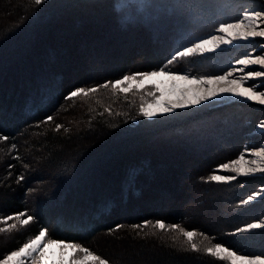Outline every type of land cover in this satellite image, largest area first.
<instances>
[{
  "label": "trees",
  "instance_id": "1",
  "mask_svg": "<svg viewBox=\"0 0 264 264\" xmlns=\"http://www.w3.org/2000/svg\"><path fill=\"white\" fill-rule=\"evenodd\" d=\"M198 1L43 0L36 5L34 0H0V137H8L0 140V221L19 212L34 217L26 226L0 233V253L18 247L43 228L54 237L89 248L109 264H226L204 252L215 243L241 253L264 252V229L233 235L237 227L264 215V197L240 203L255 192V180L221 183L211 179L217 166L241 150L222 137V144L211 146L219 152L210 156L208 145L213 141L203 137L212 131L202 125V136L194 129L198 120L209 119L203 118L209 111L200 106L145 118L140 115L137 92L124 94L111 85L101 87L125 75L163 67L195 75L212 72L213 62L223 56L221 51L167 63L186 45L178 35L204 36L223 20L237 19V10L225 2L239 0ZM106 9L111 25L130 30L115 52L122 61L94 77L73 76L71 56L75 41L82 37H74L71 31L75 25L91 27L76 23L86 18L85 10ZM167 15L178 21L159 24ZM85 35L99 38V28ZM143 45L159 51L150 58L140 56ZM79 87L98 90L66 99ZM230 108L214 117L226 120L233 112ZM164 146L176 152L170 156L161 150ZM179 162L189 168L183 171ZM175 168L188 180L217 191L216 201L223 200L230 208L218 229L177 213L188 193L166 200L168 189L155 181L171 177ZM47 177L51 181L44 185ZM50 200L57 203L56 220L36 205ZM162 207L165 212L160 211ZM157 220L165 223L164 230L155 226ZM145 222L150 223L143 227ZM171 225L197 232L194 243L200 251H192Z\"/></svg>",
  "mask_w": 264,
  "mask_h": 264
},
{
  "label": "snow or ice",
  "instance_id": "2",
  "mask_svg": "<svg viewBox=\"0 0 264 264\" xmlns=\"http://www.w3.org/2000/svg\"><path fill=\"white\" fill-rule=\"evenodd\" d=\"M36 5L43 3V0H34ZM264 8L261 10H244L242 18H237L234 22H220L217 31L222 35H209L206 38H199L191 46H184L182 50L177 49L168 60L172 64L178 59L193 56H203L206 53L215 52L224 45H233L239 41H251L255 38H264ZM261 47H264L262 45ZM235 65L230 70L224 71L221 75H210L200 77H189L168 70L166 67L154 71L138 72L125 75L122 79L108 81L101 87H111L114 90L127 94L135 88L137 91L151 86L154 91H148L147 95L152 97L151 102H143L140 106V115L147 118H154L158 115L173 113L178 109H186L198 106L206 101L217 99L223 96H231L238 99L253 101L259 105H264V91L259 90L255 84H249L250 80L264 77L262 70H247L250 66L259 65L264 68V54L253 55L245 52L235 58ZM242 73V75H235ZM127 85V86H125ZM264 87V85H261ZM97 88L85 89L83 87L72 90L66 99H72L80 95L87 96ZM159 93V95H157ZM143 100V97H142ZM52 117L48 116L47 121ZM61 126L57 125L59 129ZM260 127L264 128V121ZM0 140H8L7 136L0 137ZM15 147V145H13ZM255 160L247 161L243 154L238 159L230 160L229 163H221L220 169L235 173L236 175H213L211 179L216 182L228 183L239 176H249L255 173H264V148L254 153ZM23 179V177H20ZM264 197V190L255 191L241 200L242 205ZM26 217V218H22ZM34 217L25 212L16 213L3 218L2 223L7 228L0 227V233L16 229L15 223L7 224L8 221L15 220L20 226H26L33 221ZM150 222H145L146 227ZM155 226L161 230L166 228L163 221L157 220ZM119 227V226H118ZM134 227H142L136 225ZM171 229L179 230L186 238L192 251H200L194 243L198 235L195 231H188L179 225H171ZM264 229V219L255 218L246 222L241 227H237L233 235L251 233L254 230ZM199 235H203L200 233ZM208 239V237H205ZM208 255L225 261L226 264H264V252L259 254L241 253L222 243H215L203 249ZM0 264H109V261L96 255L87 247L77 243H69L64 239L54 237L47 228L39 230L38 234L30 237L17 250L10 251L0 258Z\"/></svg>",
  "mask_w": 264,
  "mask_h": 264
},
{
  "label": "rangeland",
  "instance_id": "3",
  "mask_svg": "<svg viewBox=\"0 0 264 264\" xmlns=\"http://www.w3.org/2000/svg\"><path fill=\"white\" fill-rule=\"evenodd\" d=\"M195 2L198 4L199 1L195 0ZM214 3V0L212 4ZM211 5V2L209 3ZM225 5L231 6L233 9L237 10V16L236 18H242V14L244 10H261V8H264V0H239V1H231V2H225ZM176 7H178V4H175ZM108 9L104 10L105 12H91L88 10L84 11V14L86 15V18L84 20H80L79 23L76 21L77 24H80L81 26H91L89 27H83L80 26L75 28L71 31L74 37H82V38L76 42L74 54L71 56V64L73 65L74 69L70 72L73 76L79 77L82 75V77H88V76H97L98 74H101L104 72L105 69L108 68V66H115L122 61H120L119 54H115L120 48V45L122 46V40L123 38H126L127 35H130V30L126 31L124 28H120L118 26L111 25L113 22L110 18H108L107 11ZM88 14V15H87ZM76 16V17H74ZM172 15H167L166 17L162 18L159 24L161 23H168L171 19L173 22L178 21L176 17H171ZM73 20H78L79 16L73 15ZM195 18V17H194ZM81 19V17H80ZM199 20V17L197 18ZM230 20V19H229ZM223 20L227 22H234L235 20ZM170 21V22H172ZM87 24V25H83ZM219 26V25H218ZM218 26L215 30L211 31L209 34H205L204 36L196 35L195 33L191 34H181L178 35L180 41H182V44L185 42V46H191L193 42H197L199 38H206L209 35H222V33H219L217 31ZM264 27V24L261 25ZM73 27V26H72ZM92 28H99V38L96 37H86L85 31L88 33L91 32ZM125 30V31H124ZM142 35H145L144 32ZM142 35H140L142 37ZM84 36V37H83ZM186 39V41H185ZM86 41V42H85ZM126 40H124L125 42ZM125 44V43H124ZM264 45V38H255L251 41H239L233 45H224L221 47V49H217L215 52L221 51L223 56L219 57L218 60L213 62L212 72H200L197 73V75L192 73H185L181 71H175L172 69H168L172 72H176L179 74L188 75L189 77H200V76H210V75H221L224 71L230 70L231 67H237L235 65V58L241 56L245 52H251L253 55L258 54H264V47H261ZM184 47V46H183ZM159 51V48L149 45H143L140 47V56H146L150 58V54L153 56ZM135 53V51H134ZM145 53V55H144ZM119 57V58H118ZM194 57V56H193ZM191 58V57H188ZM159 70V69H156ZM247 70H262L264 71V68H261L259 65L250 66ZM148 71H154V70H148ZM134 74V73H132ZM131 75V74H129ZM235 75H242V73H236ZM249 84H255L256 87L264 91V87H261V85H264V77L256 78L255 80H250L248 82ZM127 86V85H125ZM133 91L137 92L138 99H139V110L140 106L143 102H151L152 97L147 95L148 91H154V89L151 86H147L145 89L137 91L135 88H133ZM159 95V93H157ZM143 97V100H142ZM228 105L231 106V111L234 113L232 115L230 111V115L226 117V120L224 118H215V113H227L225 109H228ZM204 107L207 112L203 115V118L205 116H208V120L204 122V120L200 119L198 120L194 125V129L200 130L202 125L207 128V130L212 133H207L206 136H204L203 132L202 136L203 138H210L213 143H210L208 147L210 156L215 154V152H219L218 148L211 147L215 143L218 145L219 143L222 144L223 140L222 137L227 138L229 141H225L228 143L233 144L235 148H238L241 150L239 154H237L234 157H230L229 159L223 161L222 163H229L230 160L238 159L241 154L244 155L245 159L249 162L256 159V156L254 153L256 151H259L260 149L264 148V128L260 127L261 121H264V105H259L253 101H247L243 99L234 98L231 96H223L219 97L217 99H213L210 101H206L201 105L193 106L190 108L195 107ZM201 107V108H202ZM188 108V109H190ZM222 108L223 110H219ZM211 111V112H210ZM223 111V112H220ZM144 117V116H143ZM147 118V117H145ZM212 120V121H211ZM218 122L219 121V127L217 125L213 126L212 122ZM228 121V125H226V122ZM209 123V125L207 124ZM207 124L208 126L204 125ZM226 125V127L224 126ZM234 126V127H232ZM196 127V128H195ZM236 131L228 132L229 135H231L228 138V134L225 132V130L236 128ZM222 128L219 131V129ZM228 128V129H227ZM215 129V133L213 132ZM219 131V132H218ZM224 132L226 135H223ZM205 133V132H204ZM233 134V135H232ZM225 139V140H227ZM222 140V142H221ZM199 141H196L198 143ZM179 147V145H177ZM177 146H175L177 148ZM198 147H201L200 144H198ZM225 147V146H224ZM161 150L167 153L168 155H173L174 151L173 149H170L169 146L161 147ZM214 152V153H213ZM204 162V159H203ZM181 164L180 162L178 163ZM185 169L189 168L187 163H183ZM179 166V168L183 169ZM197 166V165H196ZM198 165L197 167H199ZM170 167L173 169V165L171 164ZM187 167V168H186ZM176 169V168H175ZM181 171V170H180ZM184 171V169H183ZM213 175H236L235 173L225 171L223 169H220L219 166L216 167L214 170ZM170 176L166 175V177H163L159 180V178L155 181L156 184L160 185L161 187H165L168 189L169 194L166 196V200H178L183 193L186 194L187 198L182 201L178 212L181 215L187 217V218H199L200 223H202L203 226L211 227L214 229H218L222 222L223 214H227L230 211V208L227 206V204H223V200L216 201L215 196L218 194L217 191L209 190L205 188L204 186L200 185L197 181H191L187 179L186 175H180L178 174V170L176 169L175 173ZM250 179L255 180V191H261L264 190V173H255L253 175L249 176H239L237 175L236 180H243V179ZM43 182L44 185L49 183L51 178H46ZM165 184H164V183ZM42 184V185H43ZM164 184V185H163ZM167 185V187L165 186ZM252 185V184H251ZM39 189V186H37ZM36 188V191H37ZM186 191V192H185ZM159 196L163 195V192L158 193ZM225 198V197H224ZM263 198V197H262ZM261 199V198H258ZM39 201V200H38ZM37 206L41 205L44 210L46 211L48 217H52L53 220H56L57 213H56V206L57 203L53 200H50L46 202V204H42L40 202H37ZM40 206V207H41ZM227 206V207H226ZM162 212H165V208H161ZM262 219H264V215L262 216ZM227 222V221H226ZM16 223V225H19L18 221L13 220V222H7V224ZM1 227L7 228V225L1 222ZM7 232V231H6ZM69 242V241H66ZM73 243V242H69ZM23 244V243H22ZM12 249L11 251L17 250L20 246ZM10 252V251H9ZM6 253H0V258H2L3 255L8 254ZM246 253V252H245ZM248 253V252H247ZM250 254V253H248Z\"/></svg>",
  "mask_w": 264,
  "mask_h": 264
},
{
  "label": "bare ground",
  "instance_id": "4",
  "mask_svg": "<svg viewBox=\"0 0 264 264\" xmlns=\"http://www.w3.org/2000/svg\"><path fill=\"white\" fill-rule=\"evenodd\" d=\"M158 44V43H157Z\"/></svg>",
  "mask_w": 264,
  "mask_h": 264
}]
</instances>
